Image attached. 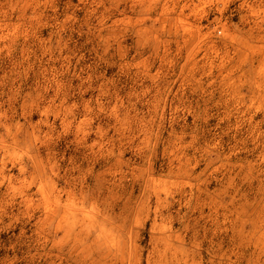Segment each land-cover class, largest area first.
I'll return each mask as SVG.
<instances>
[{
    "label": "rangeland",
    "instance_id": "obj_1",
    "mask_svg": "<svg viewBox=\"0 0 264 264\" xmlns=\"http://www.w3.org/2000/svg\"><path fill=\"white\" fill-rule=\"evenodd\" d=\"M0 264H264V0H0Z\"/></svg>",
    "mask_w": 264,
    "mask_h": 264
}]
</instances>
